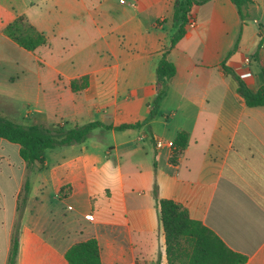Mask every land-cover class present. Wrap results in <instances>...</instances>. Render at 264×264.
I'll return each instance as SVG.
<instances>
[{"label": "crops", "instance_id": "0c3cea01", "mask_svg": "<svg viewBox=\"0 0 264 264\" xmlns=\"http://www.w3.org/2000/svg\"><path fill=\"white\" fill-rule=\"evenodd\" d=\"M173 2L0 0V114L21 125L142 121ZM190 11L194 26L166 53L175 71L147 122L95 127L81 143L43 150L40 168L0 138V264L14 232L15 264H69L66 249L91 237L100 264H166L155 197L181 203L245 257L238 264H264V104L247 106L221 68L260 86L264 0H250L242 23L230 0ZM19 14L45 44L25 50L3 33ZM179 131L186 142L170 162Z\"/></svg>", "mask_w": 264, "mask_h": 264}, {"label": "trees", "instance_id": "16d2710c", "mask_svg": "<svg viewBox=\"0 0 264 264\" xmlns=\"http://www.w3.org/2000/svg\"><path fill=\"white\" fill-rule=\"evenodd\" d=\"M209 0H174L172 7V22L174 30L169 37L167 47L163 49L154 68L156 94L151 101V109L147 116L139 122L122 123L116 126L105 125L99 121H89L82 125L65 127L63 125L45 126L42 124L21 125L0 114V138L18 144L19 155L26 165L37 163L43 165V150L56 146L83 142L95 127L123 130L137 128L147 122L154 114L161 98L167 89V81L174 74L173 63L166 58V53L182 37L187 20L186 13L192 6L200 5ZM243 22V9L250 0H230ZM3 33L25 50L32 51L46 43L45 36L37 31L24 15H16L3 27ZM233 43L231 50L235 47ZM230 52V51H229ZM223 72L230 74L236 83V92L247 106L264 104V65L260 67V86L251 91L246 87L241 77L231 68L221 64ZM84 76L80 78L79 86H84ZM74 80L70 88L75 89ZM186 133H176L171 143L170 162L176 161V156L183 149ZM26 187V184H25ZM158 220L164 237V253L166 264H238L245 257L229 249L220 238L200 221L188 216L186 208L169 198L155 197ZM17 250V233L11 237L5 264H15ZM69 264H100L99 250L96 240L91 237L71 244L64 253Z\"/></svg>", "mask_w": 264, "mask_h": 264}, {"label": "built area", "instance_id": "2783aa9c", "mask_svg": "<svg viewBox=\"0 0 264 264\" xmlns=\"http://www.w3.org/2000/svg\"><path fill=\"white\" fill-rule=\"evenodd\" d=\"M186 17H187V20H186L185 26L186 27H193L194 26V20H193V18L191 16V11H188L186 13ZM248 61H249V58L248 57L243 58V63H247ZM237 68H241V66L238 65ZM171 143H170V146H171ZM155 146L156 147H159L160 146V140H156L155 141Z\"/></svg>", "mask_w": 264, "mask_h": 264}, {"label": "rangeland", "instance_id": "374dc122", "mask_svg": "<svg viewBox=\"0 0 264 264\" xmlns=\"http://www.w3.org/2000/svg\"><path fill=\"white\" fill-rule=\"evenodd\" d=\"M160 119V118H159Z\"/></svg>", "mask_w": 264, "mask_h": 264}]
</instances>
